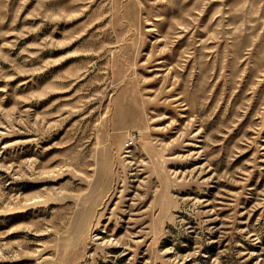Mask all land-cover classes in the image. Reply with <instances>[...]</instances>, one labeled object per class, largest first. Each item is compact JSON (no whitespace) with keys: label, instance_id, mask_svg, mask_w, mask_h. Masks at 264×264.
<instances>
[{"label":"rangeland","instance_id":"obj_1","mask_svg":"<svg viewBox=\"0 0 264 264\" xmlns=\"http://www.w3.org/2000/svg\"><path fill=\"white\" fill-rule=\"evenodd\" d=\"M0 264H264V0H0Z\"/></svg>","mask_w":264,"mask_h":264},{"label":"built area","instance_id":"obj_2","mask_svg":"<svg viewBox=\"0 0 264 264\" xmlns=\"http://www.w3.org/2000/svg\"><path fill=\"white\" fill-rule=\"evenodd\" d=\"M131 143H133V142H131Z\"/></svg>","mask_w":264,"mask_h":264}]
</instances>
